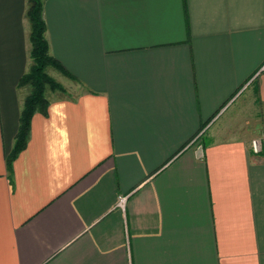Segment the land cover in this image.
I'll return each mask as SVG.
<instances>
[{
    "label": "crops",
    "instance_id": "1",
    "mask_svg": "<svg viewBox=\"0 0 264 264\" xmlns=\"http://www.w3.org/2000/svg\"><path fill=\"white\" fill-rule=\"evenodd\" d=\"M26 8L0 0V264H264V0H43L79 90L10 174Z\"/></svg>",
    "mask_w": 264,
    "mask_h": 264
},
{
    "label": "trees",
    "instance_id": "2",
    "mask_svg": "<svg viewBox=\"0 0 264 264\" xmlns=\"http://www.w3.org/2000/svg\"><path fill=\"white\" fill-rule=\"evenodd\" d=\"M25 14L30 25L31 65L18 83L19 87H27L28 93L23 99L13 148L6 157L7 172L10 174L14 158L25 147L29 139L31 117L36 112L46 113L49 104L46 97L47 90L65 92L63 86L47 73V68L52 67L62 75L73 78L64 66L48 52V43L45 38L46 22L43 17V0H27Z\"/></svg>",
    "mask_w": 264,
    "mask_h": 264
},
{
    "label": "rangeland",
    "instance_id": "3",
    "mask_svg": "<svg viewBox=\"0 0 264 264\" xmlns=\"http://www.w3.org/2000/svg\"><path fill=\"white\" fill-rule=\"evenodd\" d=\"M46 71L51 77H53L55 79V81H57L60 85H62L64 90H65V92H61L58 90H56V91L47 90L46 97L48 100L51 99V97L56 98L57 96L71 97V96H74L78 92L79 87H76L75 83H72L71 81L66 80L65 77L60 76V74H57L58 71L56 69H55L56 73L53 72L54 68H52V67L47 68ZM263 132H264V129H262L258 133V135L263 133Z\"/></svg>",
    "mask_w": 264,
    "mask_h": 264
},
{
    "label": "built area",
    "instance_id": "4",
    "mask_svg": "<svg viewBox=\"0 0 264 264\" xmlns=\"http://www.w3.org/2000/svg\"><path fill=\"white\" fill-rule=\"evenodd\" d=\"M256 75L264 76V63L259 67ZM249 147L251 153L255 155H263L264 156V132L251 138L249 141ZM125 201V197L120 196L117 204L119 207H122Z\"/></svg>",
    "mask_w": 264,
    "mask_h": 264
}]
</instances>
